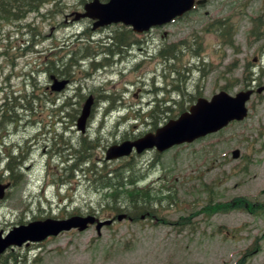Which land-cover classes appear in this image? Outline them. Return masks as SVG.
I'll list each match as a JSON object with an SVG mask.
<instances>
[{"label":"rangeland","instance_id":"rangeland-1","mask_svg":"<svg viewBox=\"0 0 264 264\" xmlns=\"http://www.w3.org/2000/svg\"><path fill=\"white\" fill-rule=\"evenodd\" d=\"M211 1V5L200 12V17H192L193 20H201L200 25L221 14L224 0ZM232 3L234 5L228 14L237 13L232 20L239 30L245 27L235 40L236 47H241L249 29L248 17L244 15L251 16V9L247 5L248 0H231ZM52 9V6H47L42 13ZM54 9V14L49 13L45 18L30 14L23 22L29 31L33 27L41 31V43L38 46L36 42L31 43L33 51L23 46L27 38L21 24L7 26L0 37V51L2 45L7 44L19 51L20 87L23 88L24 80L29 82L30 62L32 69H36L34 75L39 88L51 85L46 69H42L47 52L54 46L87 44L92 53L89 57L81 56V59L76 56L80 60L78 63L84 61L86 65H72L70 69L76 73V80L67 92L49 96L51 102L47 110L40 116L36 113V127L24 124L21 132L12 136L14 143L21 145L19 149L0 150V173L6 169L8 162V156L4 154L10 152L21 162L19 171L22 174L18 183L8 181L9 174L3 175L4 179L0 180V183L11 185L5 199L0 201V232L7 233L14 227L34 221L73 216L95 215L100 221L113 219L116 222L104 227L101 236L92 226L82 232H63L31 248H15L13 252L22 257L19 264H235L257 237H261V251L249 259L248 264H264V212L250 214L233 210L208 217L203 211L211 201L224 204L240 197L264 205V94L253 96L248 104L250 113L246 120L234 122L191 145L176 146L162 154L152 150L135 154L132 158L105 160L107 147L139 139L171 119H178L196 103L188 94L183 96L172 92L173 77L180 80L179 87L187 86L191 93H195V84L199 85L202 97L210 100L221 90L236 95L251 87L253 78L257 79L254 88L264 86V64L251 69L242 68L243 64L233 67L236 53L229 46L222 49L220 39L214 33H205L202 45L207 53L208 71L195 70L194 65H200L191 52V32L196 28L195 22L187 28L176 24L155 29L152 35L143 38L145 42L141 47L145 53L131 64L124 62L102 66V55L97 60L99 66H95L96 63L91 64V60L96 58L94 53L107 52L104 43L108 42L109 36L115 35L113 29L106 27L99 32L92 30L90 21L76 20V13L84 12L81 0H64L61 6ZM206 12L211 13V17H206ZM72 13L73 22L64 24L65 15ZM116 29L124 30L121 27ZM183 38L188 39V46H181L176 51L178 62L175 61L173 66L178 68L180 76L170 73V70L164 72L162 60L158 57L160 44ZM255 42L253 39L250 47ZM138 47L136 44L135 49ZM96 48L97 51H93ZM247 54H251L249 50ZM113 58L120 59L118 56ZM246 76H250V81ZM193 81L194 84L190 85ZM157 87H162V90H156ZM77 88L84 92L74 93ZM29 92L27 87L26 93ZM91 92L112 96L114 103L101 101L95 107L97 116L91 127L88 126L91 139L86 138L93 142L87 163H96L100 170L106 169L110 173L126 164H133L136 173L142 176V186L151 185L159 191L156 196L157 213L154 215H144L141 220L134 221L127 210L124 214L120 213L127 218L118 221V216L104 202L106 192L100 188L102 182L99 176L96 180L86 178V173L82 171L85 165L72 168L76 163L81 164V158L75 155V151H70H81L84 142L81 132L75 126L71 127L75 120L74 112L83 107L84 93L89 97ZM68 96L72 97V101L65 113L58 118L52 117L48 111L61 108L64 102L67 103ZM54 99L56 106H52ZM170 99H174L176 104ZM113 105L115 112H110L105 126H102V115ZM45 121L47 133L51 131L53 121H60L56 131L67 132L65 138L56 135L54 139V134L39 135ZM35 137L36 142L26 143ZM237 149L241 151V156L235 160L232 152ZM71 154L73 160L69 161ZM100 174H105V171ZM183 218L190 219V223L185 226L177 224Z\"/></svg>","mask_w":264,"mask_h":264},{"label":"flooded vegetation","instance_id":"flooded-vegetation-1","mask_svg":"<svg viewBox=\"0 0 264 264\" xmlns=\"http://www.w3.org/2000/svg\"><path fill=\"white\" fill-rule=\"evenodd\" d=\"M101 1V0H100ZM109 0H104L101 1L102 3H107ZM203 1V0H196V5L192 9V11L185 13L183 16L178 17L174 19L172 22L163 25V26H157L151 28L149 31L138 33L134 30L132 26H126L122 23L119 24H112L107 27H111L113 29V33L115 34L114 36H109L108 37V42L104 43V46L106 47L105 50L107 52L105 53H94V57H96L94 60H91V64H97L98 65V59L102 57L104 59L102 61V66H114L116 64H121V63H128L131 64L135 61H137L139 56H142L145 53V49L141 47V44L145 42L143 41L144 37L152 35V32L155 29H161L165 27H170L171 25H184V27H189L193 25L195 22H197L196 28L192 30V49L191 52L192 54L198 59V63L200 64L199 66L194 65V69L206 73L208 71V63L206 62V57L207 53L205 52V47L202 45V36L206 33H214L217 35L220 39V47L222 49L226 48V46H229L231 51L233 53H236V57L232 63V66L237 67L241 64H243L242 68L244 69H251L253 67H261L262 64H264V0H248V6L251 9V16L249 15H244V17H248V33L247 35L243 38V43L244 46L241 47H236L235 45V40L237 36H240V31L244 30L237 27V25L234 23L232 18H234L235 12H231L228 14V10L232 8L234 3L231 5V0H224L223 7L221 8V14L219 17L215 19H209L204 23V25H200L201 20H193V16H198L200 17V12L205 9V7L208 5H211V0H205L203 4H197L198 2ZM239 1V0H238ZM83 9L85 5H82ZM243 8V7H242ZM79 13V12H77ZM76 13V17H77ZM30 14H35L30 13ZM23 19V21H17L15 24H21V26L24 27V36L27 38L25 40V45L24 48L29 49V51H33L32 45H31V33L32 30L35 29L36 27H33L30 31L28 29V26L24 25L23 22L26 21L29 17V15ZM74 13L65 15L64 17V24H69L70 22H73V17ZM241 15V16H243ZM206 17H211V13L206 12L205 13ZM76 20H88L92 23V28L94 26V21L89 20V19H77ZM30 25V23H28ZM10 25H6L5 28ZM116 27H121L124 30L120 29L117 30ZM31 28V26H30ZM105 28H97V31L103 32ZM93 30V29H92ZM239 32V34H238ZM258 34V35H257ZM89 37V36H87ZM124 37V45H121L119 47L114 46L113 43L114 41H117L118 38ZM140 39V40H137ZM256 41L252 47H250V43L252 40ZM106 41V39H104ZM188 39L183 38L178 41H175L173 43H161L160 48L158 50V57L159 59L162 60V65H163V71L166 72L167 70H170V73L172 74H177L180 76V71L178 68L175 66V61L178 62V56L176 55V51L180 50L181 46H188ZM138 44L139 47L135 49V45ZM247 50L250 51L251 54H247ZM93 51H97L96 49H93ZM35 52V51H34ZM33 53V52H32ZM31 53V54H32ZM92 53L90 46H85V45H57L51 48V51L47 52V57H46V71H47V78H49V81L51 85L47 86L46 90L50 93V96L53 95L55 96L56 93H65L67 92L73 81H75V72L73 73L70 68H72V65L74 66H80L81 65H86L83 62L78 63L80 60L76 58L77 55L82 57H89V55ZM49 54V55H48ZM31 56V55H30ZM118 56L120 57L119 60H115L113 57ZM111 58V61L109 59ZM150 57H153L152 55ZM19 51L10 45H2L1 51H0V80H1V86H0V95L2 93V97H0V150L7 148L8 150L10 149H19L21 145H16L14 143V138L12 136L18 135L19 132H21L22 125L28 124L29 126H34L36 127L37 125V118H36V89H35V75L36 69H32V65L30 62L31 70L29 73V82H26L25 80L22 83V87H20L19 83V78L20 72H18L19 69ZM152 59V58H151ZM133 60V61H132ZM144 62L141 61L139 65H141ZM79 66V67H80ZM138 66V65H137ZM136 67V66H135ZM232 67V68H233ZM228 68V67H227ZM226 68V70H227ZM100 69V68H98ZM188 70V69H187ZM189 78V77H188ZM248 79V78H246ZM250 79V76H249ZM188 80V79H187ZM240 80V79H239ZM253 83H251V87L254 88V86L257 83V79L253 78ZM195 81V80H194ZM194 81L192 84H194ZM61 82L65 83V86L62 88ZM180 83V80L177 78H172V85H173V90L172 92H177L181 93L183 96H186L187 94L193 98L195 102H197L198 99L204 98L202 97L203 95L200 93V86L196 85L197 88H194L195 93H191V90L186 86V87H179L178 84ZM187 83V81H185ZM184 85V83H183ZM28 87L29 93H26V88ZM250 87V88H251ZM59 88H62L61 90H58ZM162 90V87H157L156 90ZM226 89V88H225ZM199 91V92H198ZM225 91V90H221ZM220 91V92H221ZM84 92L83 89L77 88L75 89L74 93H81ZM88 95L84 93L85 102L83 104V107H81V110L78 109L77 111L75 110L74 112V117L75 120L73 122L72 126H75L76 129H78V121L80 117L83 114V110L85 105L89 102L90 99H92L93 103L91 106L90 114L89 117L86 121V129L85 132H81L80 134L82 135L81 138L83 141L87 139H91L90 136H88L90 129L88 130V126L91 124L94 120V118L97 116V113H95V107L98 105L99 102H113V97L109 95H96V93L91 92ZM214 96V95H213ZM57 99V98H56ZM206 99V98H204ZM173 100V103L176 104V101L174 99H170V101ZM29 102V111L26 110V102ZM66 102H64L60 107H64L62 111L57 110H50L48 113H51L52 117L58 118L61 114L65 113L67 108L70 106V102L72 101V97L68 96L66 98ZM165 101V99H163ZM168 102V101H167ZM66 103V104H65ZM23 104L24 109H21V105ZM78 104V103H76ZM57 105V101H56ZM80 107V106H79ZM114 110V105L112 107H108L107 113H104L102 115V126H105L107 118L110 116V112ZM182 111V110H181ZM28 115V116H26ZM25 121H28L27 123ZM60 121L51 124V131L47 133L46 131V124L47 122L43 124V131L40 132L39 135L45 136L46 134H54V139L56 135H61L64 137V135L67 133L59 132L57 133L56 130V125ZM70 127V128H71ZM157 129H153L152 131L155 132ZM79 131V129H78ZM71 133V132H70ZM141 137V136H140ZM65 138V137H64ZM139 138V137H138ZM137 139V138H136ZM36 142L37 138H30L29 140L26 141V143H29L31 141ZM8 141V142H7ZM129 141V140H128ZM136 140H132L131 142H134ZM127 142V141H124ZM122 144V143H121ZM119 145V144H116ZM116 145H111L107 147L106 149V156L107 152L110 148ZM105 147H103L104 149ZM60 150V149H59ZM154 151V150H153ZM136 153L135 149L132 152V155L130 158H132ZM8 156V160L10 157H14L10 152L4 154ZM105 156V157H106ZM69 160L71 161L73 154L69 155ZM124 159V158H123ZM73 160V159H72ZM106 160V158H105ZM121 160V159H120ZM102 160H100L101 162ZM2 162V157L0 155V164ZM63 220V219H62ZM3 232V231H1ZM8 233V232H7ZM6 234V233H5ZM37 244H30L28 247L25 248H31L30 246H34Z\"/></svg>","mask_w":264,"mask_h":264},{"label":"water","instance_id":"water-1","mask_svg":"<svg viewBox=\"0 0 264 264\" xmlns=\"http://www.w3.org/2000/svg\"><path fill=\"white\" fill-rule=\"evenodd\" d=\"M205 0L198 2L203 4ZM196 0H109L102 3L93 0L85 6V13L81 17L96 21L93 29L122 23L132 26L138 33L149 31L153 27L163 26L174 19L191 11ZM80 18V17H79ZM78 18V19H79ZM62 88L64 82L60 83ZM59 88L58 90H61ZM262 94L264 86L239 92L231 96L225 91L214 95L211 100L200 98L192 105L188 112L183 113L176 120H170L166 125L158 128L134 142L127 141L113 146L107 152V160H116L132 155L133 150L142 154L147 150L163 152L183 144H192L209 135L216 134L229 126L232 122L244 121L249 116L247 107L254 93ZM92 99L85 105L83 114L78 121V129L85 132L86 121L89 117ZM240 151L233 152V158L238 159ZM10 184L0 183V201L6 197ZM126 215H119L118 221L126 219ZM113 219L100 221L95 216H73L64 220L47 219L34 221L27 225L15 227L4 236L0 232V257L8 249L28 247L33 243H42L50 237H56L63 232L78 230L86 231L90 226L96 225L99 236L102 229L111 226Z\"/></svg>","mask_w":264,"mask_h":264},{"label":"trees","instance_id":"trees-1","mask_svg":"<svg viewBox=\"0 0 264 264\" xmlns=\"http://www.w3.org/2000/svg\"><path fill=\"white\" fill-rule=\"evenodd\" d=\"M64 0H0V37L3 35V29L6 25H13L17 21H23L28 14L36 13L37 16L45 18L49 13L54 14L58 6H61ZM86 0H81V4L85 5ZM52 6V10L47 11V13H42L45 10V7ZM31 43L36 42V46L41 43L42 34L37 27L32 30ZM36 39V41L34 40ZM84 42L87 41L84 38ZM87 45V44H85ZM114 46L124 45V37L118 38L117 41H114ZM43 69H46V63L43 64ZM40 71H37V73ZM250 81L249 77L246 76ZM35 89H36V113L37 116H40V113H43L47 110L48 103H50V93L44 89L39 88L37 79H35ZM48 97V98H47ZM52 106H56V100L52 102ZM21 109H24L23 104ZM64 107L59 108V111H62ZM26 110L29 111V102H26ZM56 110V109H51ZM40 123V122H39ZM93 147V142L85 140L81 145V151L71 150L70 152L75 151V155L79 157L80 163H76L72 168L82 167L85 165L82 170L86 173V178L95 179L99 176V181L102 182L101 190L106 192L104 202H106L107 207L110 211L117 216L121 215L128 210L131 217L134 221H139L144 215H154L157 213L156 206L157 202V191L155 188H151V185L142 186V176L136 173L133 164H126L122 169H117L113 172H108L106 169L100 170L96 163H87L88 162V153ZM70 150V149H69ZM70 161V160H69ZM18 159L15 157H10L7 162L6 169L0 173V180L2 181L3 175L9 174L8 181L12 183H18L21 180L22 174L19 171ZM79 169V168H78ZM105 174H100L104 173ZM112 175V176H110ZM110 176V177H109ZM233 210H239L248 212L250 214H256L258 212H264L263 204L252 203L246 197H240L234 199L229 203L224 204H214L212 201L208 203L207 207L203 209L204 214L208 217H212L217 213H229ZM95 214L94 212H92ZM124 214V213H123ZM190 219L183 218L178 221L177 224L185 226L189 224ZM261 237H257L255 242L247 248L241 257L235 262V264H248L249 259L253 258L256 254L261 251ZM13 249H9L4 255L0 257V264H19V259L22 257L15 254ZM24 263L25 260L23 259Z\"/></svg>","mask_w":264,"mask_h":264}]
</instances>
